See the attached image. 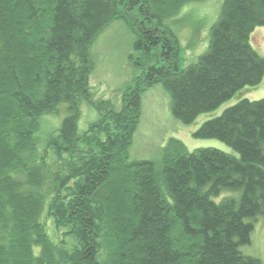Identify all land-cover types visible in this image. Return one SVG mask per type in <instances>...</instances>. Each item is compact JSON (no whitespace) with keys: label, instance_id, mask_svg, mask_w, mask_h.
<instances>
[{"label":"trees","instance_id":"1","mask_svg":"<svg viewBox=\"0 0 264 264\" xmlns=\"http://www.w3.org/2000/svg\"><path fill=\"white\" fill-rule=\"evenodd\" d=\"M199 1L0 0V264H261L241 248L264 216V97L193 133L235 154L172 137L160 170L130 159L145 86L190 124L263 78L250 37L264 0H223L206 48L180 65L168 20ZM115 20L134 30L140 72L118 103L95 101L90 48Z\"/></svg>","mask_w":264,"mask_h":264},{"label":"rangeland","instance_id":"2","mask_svg":"<svg viewBox=\"0 0 264 264\" xmlns=\"http://www.w3.org/2000/svg\"><path fill=\"white\" fill-rule=\"evenodd\" d=\"M223 0H202L184 6L179 14L168 20V24L176 34L180 45V65L196 62L209 41L210 27L217 20ZM134 30L122 20H115L104 27L94 38L90 54L92 70L88 77V85L95 101L114 100L119 102L126 93L133 79L139 74L133 61L139 53L134 50ZM251 44L264 58V26L254 29L250 37ZM132 54L130 59L128 56ZM217 109L199 114L190 124H183L175 119L170 111L171 97L161 84L145 86L142 92L141 111L135 127L130 159L151 160L160 170L162 148L169 138H177L184 142L189 151L196 148L212 147L235 154L223 142L214 138H196L193 133L206 120L219 115L228 106L234 104L240 96L250 100L264 97V74L261 82L255 86H247ZM86 108V107H85ZM83 109V118L90 122L98 118L95 110ZM61 115L63 110H59ZM62 118V117H61ZM55 123V116L49 118ZM79 127L85 128L82 120ZM224 195H230L225 193ZM246 255L258 258L264 264V216L254 223L251 242L241 248Z\"/></svg>","mask_w":264,"mask_h":264}]
</instances>
